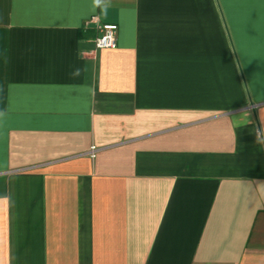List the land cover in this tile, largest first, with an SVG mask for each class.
<instances>
[{
    "label": "crops",
    "instance_id": "obj_1",
    "mask_svg": "<svg viewBox=\"0 0 264 264\" xmlns=\"http://www.w3.org/2000/svg\"><path fill=\"white\" fill-rule=\"evenodd\" d=\"M0 264H264V0H0Z\"/></svg>",
    "mask_w": 264,
    "mask_h": 264
},
{
    "label": "built area",
    "instance_id": "obj_2",
    "mask_svg": "<svg viewBox=\"0 0 264 264\" xmlns=\"http://www.w3.org/2000/svg\"><path fill=\"white\" fill-rule=\"evenodd\" d=\"M86 24H94L97 28L98 35L95 39L97 48L100 49H111L117 45V34L119 26L117 23L102 22L98 16H92L86 21ZM97 147L92 145L90 153L91 156H95Z\"/></svg>",
    "mask_w": 264,
    "mask_h": 264
}]
</instances>
